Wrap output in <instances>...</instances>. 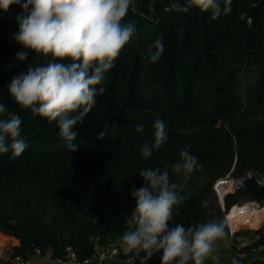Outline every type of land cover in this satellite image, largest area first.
Returning <instances> with one entry per match:
<instances>
[{
	"label": "trees",
	"instance_id": "1",
	"mask_svg": "<svg viewBox=\"0 0 264 264\" xmlns=\"http://www.w3.org/2000/svg\"><path fill=\"white\" fill-rule=\"evenodd\" d=\"M230 9L212 19L189 0H133L122 23H135L137 32L98 86L106 91L75 127V152L65 147L55 121L22 110L11 96L13 77L50 57L15 41L19 6L0 12V103L7 108L0 119L19 115L29 145L16 160L11 152L0 154V230L21 240L15 254L29 256L37 247L42 255L75 250L84 258L98 243L122 245L124 220L136 204L131 190L146 186L139 175L144 168L167 164L170 181L183 186L169 227L216 221L226 229L233 205L264 202V0H231ZM158 37L164 52L154 63L150 45ZM19 52L27 59L18 60ZM157 118L168 139L145 159L140 149L153 143ZM140 124L143 131L136 132ZM185 148L201 165L187 181L171 171ZM249 172L256 175L225 195L224 210L215 183ZM218 250L219 264H264V257H225ZM161 256L147 264H161Z\"/></svg>",
	"mask_w": 264,
	"mask_h": 264
},
{
	"label": "clouds",
	"instance_id": "2",
	"mask_svg": "<svg viewBox=\"0 0 264 264\" xmlns=\"http://www.w3.org/2000/svg\"><path fill=\"white\" fill-rule=\"evenodd\" d=\"M189 2L210 12L212 19L231 10V0ZM13 5L22 9L16 17L19 31L15 41L50 59L35 67L30 65L26 72L13 77L9 92L22 110H30L33 116L47 118L50 123L55 121L65 147L75 152V127L106 91L98 86L137 32L135 23H122L133 0H0V12L7 13ZM162 41L158 37L150 45L154 51L149 58L154 63L163 55ZM17 59L26 60L27 53H17ZM6 111V105L0 103V114ZM21 124L16 114L0 119V154L11 152V160L29 147L21 136ZM143 128L140 124L135 130L142 132ZM153 128V143H145L140 149L145 159L168 139L163 120L157 118ZM103 136L102 131L99 138ZM179 155L180 160L171 165V171L183 173L187 181L201 165L188 148ZM168 168L166 164L163 170L144 168L139 172L146 186L131 190L136 204L131 216L124 220L127 228L120 237L123 252L136 257L143 252V261L162 253L161 264H206L208 260L219 264L216 247L217 241L224 238V223L210 221L187 228L178 223L169 227L174 220V207H179L184 197L178 191L183 186L170 181Z\"/></svg>",
	"mask_w": 264,
	"mask_h": 264
},
{
	"label": "built area",
	"instance_id": "3",
	"mask_svg": "<svg viewBox=\"0 0 264 264\" xmlns=\"http://www.w3.org/2000/svg\"><path fill=\"white\" fill-rule=\"evenodd\" d=\"M252 175V172H249L246 174L245 177L240 179H235V176H231L228 174L226 177L219 179L215 185L214 188L217 191V194L222 202V207L225 210L224 206V197L229 192H235L237 189L242 187L245 183V181L250 178ZM253 176V175H252ZM260 182H264L260 180ZM254 201H247L239 204H235L225 213V220L227 223V229L228 233L231 234V236H234L236 229L238 228L239 222L238 220L242 217H245L247 215H250V213H257V214H263L264 216V205L261 203H255L250 204ZM252 239L253 241H256L258 239L264 240V222H262L261 227L259 229H256L252 233ZM257 251H262L264 253V243L260 244L257 248H255ZM35 253L41 254V249L37 248L35 249ZM144 253L141 252L139 257H136L133 253L125 254L123 252L122 245L117 241H110V242H104V243H98L96 246V251L88 256V257H80L79 254L75 250H69L64 256H53L52 254L49 256L50 259L53 261H56L58 263H66V264H89L91 262L95 261H106V260H116L121 258L122 256H125V259L127 261H139L142 264H147L149 259L142 260L144 257ZM0 264H35L32 257L24 256L21 254H14L10 257L4 258L0 260Z\"/></svg>",
	"mask_w": 264,
	"mask_h": 264
},
{
	"label": "crops",
	"instance_id": "4",
	"mask_svg": "<svg viewBox=\"0 0 264 264\" xmlns=\"http://www.w3.org/2000/svg\"><path fill=\"white\" fill-rule=\"evenodd\" d=\"M255 203L257 202L254 201L251 202L250 204H255ZM238 222L239 225L235 231L234 236H231V234H229L228 232H225L224 235L225 243H227L228 245L230 244V246H234L232 257L240 256L247 259H252L254 257H264V253L261 250L257 251L255 249H250L248 251H243V252L239 250L240 248L249 246L253 243L252 233L256 229H259L261 227L262 222H264L263 214L250 213V215H247L243 218L241 217L238 220ZM226 229H224V231H228ZM20 245H21V240L18 237L14 235H10L0 230V260L14 255L15 248ZM51 254L52 252L49 251L45 255L34 253L31 254L30 256L34 260L35 264H66V263H58L50 259L49 256ZM89 264H142V263L139 261H127L125 259V256H122L121 258L116 260H106L101 262L93 261Z\"/></svg>",
	"mask_w": 264,
	"mask_h": 264
},
{
	"label": "rangeland",
	"instance_id": "5",
	"mask_svg": "<svg viewBox=\"0 0 264 264\" xmlns=\"http://www.w3.org/2000/svg\"><path fill=\"white\" fill-rule=\"evenodd\" d=\"M264 205V202L261 203ZM225 245H224V244ZM223 244V245H222ZM217 246H218V252L225 256V257H232V253H233V249H234V246H230V244L228 245L227 243H225V238L224 239H221L219 241H217Z\"/></svg>",
	"mask_w": 264,
	"mask_h": 264
},
{
	"label": "water",
	"instance_id": "6",
	"mask_svg": "<svg viewBox=\"0 0 264 264\" xmlns=\"http://www.w3.org/2000/svg\"><path fill=\"white\" fill-rule=\"evenodd\" d=\"M246 174H247V173L239 174V175L235 176V179L243 178V177L246 176ZM252 175L255 176V175H256V172H253ZM224 232H228V231H224Z\"/></svg>",
	"mask_w": 264,
	"mask_h": 264
}]
</instances>
